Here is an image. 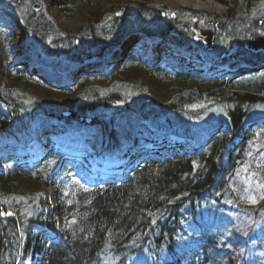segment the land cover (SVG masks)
<instances>
[{
  "label": "trees",
  "instance_id": "trees-1",
  "mask_svg": "<svg viewBox=\"0 0 264 264\" xmlns=\"http://www.w3.org/2000/svg\"><path fill=\"white\" fill-rule=\"evenodd\" d=\"M6 1L55 76L109 61L134 35L162 43L166 60L133 47L107 75L80 70L57 86L13 65V33L0 29V264H264V118L253 116L264 109V50L246 42L261 0H235L222 16L63 0L68 15L91 10L65 35L42 0ZM207 29L226 44L205 60ZM72 133L85 135L89 158L112 162L110 173L91 178L89 163L62 165L60 151L33 165L18 152Z\"/></svg>",
  "mask_w": 264,
  "mask_h": 264
},
{
  "label": "rangeland",
  "instance_id": "rangeland-1",
  "mask_svg": "<svg viewBox=\"0 0 264 264\" xmlns=\"http://www.w3.org/2000/svg\"><path fill=\"white\" fill-rule=\"evenodd\" d=\"M122 2H136V3H153L155 5H161L165 6L170 9H179V8H187L192 9L194 11L203 12L207 14H215V15H227L230 14V12H234L235 9V0H190V2L185 3H174L171 0H97V9L103 12H107L108 9L115 6L116 4L122 3ZM63 0H42V4L44 5L45 12L48 13V15L52 18V20L56 23L60 33L62 35H65V33L77 30L83 26H85L86 19L90 13V9H83L81 12L76 13L75 15L71 16L66 13H64L61 10ZM10 1L1 2L0 3V29L4 28L6 33H13V44L11 45L10 53L12 55L11 63L14 66L21 67L24 69H27L29 74L31 76H36V74L45 76L44 79L49 80V82L55 83L57 86H62L65 82L72 83L75 81L77 73L81 70L84 72H88V70L91 71H102L106 72L105 75L108 74V70L110 67V60L117 61L120 58L124 56V53H126L128 50L134 51L133 47H138V53L140 57L147 62L155 63V62H161L165 61V58L163 57L164 47L162 43L160 42H151L148 40H142V44L138 43L140 40V37L138 35L131 36L129 38V42L123 43L121 48L115 51L113 56L109 61H97L95 59H91L90 61L86 62L84 65H81L77 68L72 69L71 71H68L64 74H61L59 76H55L52 74L51 70L44 65L40 64L38 62V59L33 51V49L30 47L29 44V36L27 34V30L24 27V22L19 17V15L16 13L15 10H13V7L10 5ZM30 4L33 6V4L30 2L25 8L29 9ZM41 5L40 3L37 4V9H40ZM248 21L257 20L255 30L257 29L258 35L255 38H248L246 40L247 44L258 38V37H264V0H261L260 3L255 7L249 18ZM6 27V28H5ZM214 33L213 29H207ZM199 40L201 38L199 37ZM134 41H136V44H133ZM133 42V43H132ZM215 43V33L213 36V44L210 49H204L203 57L206 60V52L208 50H213L214 46H221L226 44V41L224 39H221V41L218 44ZM237 43V42H236ZM48 44H50L48 42ZM203 44V42H202ZM223 46H221L222 48ZM3 51V44L0 40V56ZM263 51V50H262ZM261 51V52H262ZM212 53V52H211ZM214 54V53H213ZM212 59V55H209L208 60L210 61ZM221 69V68H220ZM220 73L224 76L233 77L234 75L227 74L226 69H221ZM237 79L242 78V75H238L235 73ZM41 78V77H40ZM42 79V78H41ZM244 79V77L242 78ZM166 99H169L172 96H165ZM253 116L258 119L264 118V109H258ZM85 135L84 134H76L72 133L70 135L65 136H59L54 138H45L42 142L33 141L29 145V147L24 150L23 148H19V154L21 155H27L29 157V163L35 164L39 162H44L49 154V151L55 150L60 151L63 159L61 164L62 165H76L81 164L82 161H84L86 164L90 166V176L91 178H97L100 176H105L106 172H109L111 170L108 169V164L112 163L110 160H105L100 162L101 160H98L96 158H89L88 155L91 153L88 152V148L85 144ZM4 156L5 153H0V156ZM45 157V158H44ZM100 172H103L101 174ZM81 174V173H80ZM82 175V174H81ZM55 191L54 188H49L45 186L44 184H41V192L44 195H47L48 193H51ZM2 192V189L0 187V194ZM48 196V195H47ZM53 201V200H52ZM40 255H38L39 257ZM38 259V258H37ZM34 256L28 257L26 259H23L19 262V264H34Z\"/></svg>",
  "mask_w": 264,
  "mask_h": 264
},
{
  "label": "water",
  "instance_id": "water-1",
  "mask_svg": "<svg viewBox=\"0 0 264 264\" xmlns=\"http://www.w3.org/2000/svg\"><path fill=\"white\" fill-rule=\"evenodd\" d=\"M214 33L210 30L202 31L200 38L203 42L205 49H210L213 44ZM238 43L235 44V51L237 50ZM247 47L254 51L264 50V37H258L247 44Z\"/></svg>",
  "mask_w": 264,
  "mask_h": 264
},
{
  "label": "bare ground",
  "instance_id": "bare-ground-1",
  "mask_svg": "<svg viewBox=\"0 0 264 264\" xmlns=\"http://www.w3.org/2000/svg\"><path fill=\"white\" fill-rule=\"evenodd\" d=\"M171 1H173L174 3H185V2H190V0H171Z\"/></svg>",
  "mask_w": 264,
  "mask_h": 264
}]
</instances>
